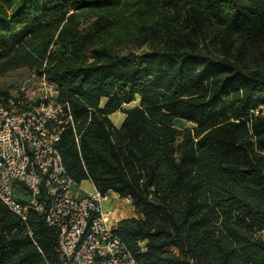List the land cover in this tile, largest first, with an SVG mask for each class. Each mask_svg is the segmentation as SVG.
Here are the masks:
<instances>
[{"label":"trees","instance_id":"16d2710c","mask_svg":"<svg viewBox=\"0 0 264 264\" xmlns=\"http://www.w3.org/2000/svg\"><path fill=\"white\" fill-rule=\"evenodd\" d=\"M20 70L71 108L68 175L131 199L140 264H264V0H0V78ZM0 264H63L43 213L0 202Z\"/></svg>","mask_w":264,"mask_h":264},{"label":"built area","instance_id":"2783aa9c","mask_svg":"<svg viewBox=\"0 0 264 264\" xmlns=\"http://www.w3.org/2000/svg\"><path fill=\"white\" fill-rule=\"evenodd\" d=\"M250 113L264 117V103ZM68 128L75 133L71 108L58 101L57 86L45 76L32 74L0 94V202L24 224L30 210L43 213L57 233L63 264H140L116 234L106 197L68 175L57 149Z\"/></svg>","mask_w":264,"mask_h":264},{"label":"rangeland","instance_id":"374dc122","mask_svg":"<svg viewBox=\"0 0 264 264\" xmlns=\"http://www.w3.org/2000/svg\"><path fill=\"white\" fill-rule=\"evenodd\" d=\"M91 21H93V19H87L86 21H83V23L81 24V27L87 28V26L89 25ZM136 48H137V45L135 43H132V44L128 43V44H123L122 47L118 48L117 50L121 53H134L135 54L142 50H146L149 47L147 44V45H144L141 49H136ZM31 75L32 74L28 72L27 70H20L17 72L7 74L6 76L0 78V88L11 87L10 90H13L14 89L13 86L20 84V83L22 84L25 80L30 78ZM135 103L131 104L130 106H133ZM122 119H123V115L121 113H116V115L113 117V120L117 124L118 127L120 126ZM175 126L177 129L180 130V133H182L183 129L192 127L190 124L181 122V121L176 122ZM181 140L182 138L181 136H179L176 144L178 145L181 142ZM81 186L88 191L92 190V187L87 182H83ZM105 197H106V200L103 204V207L107 209L109 207L116 209V213L114 214L115 219L116 217H118V219L120 220L130 218L129 216H131L132 214H135L133 207L131 205L130 198H125L124 201L123 200L120 201V198L115 197L113 193H108ZM261 238L264 239V232L261 233Z\"/></svg>","mask_w":264,"mask_h":264},{"label":"crops","instance_id":"0c3cea01","mask_svg":"<svg viewBox=\"0 0 264 264\" xmlns=\"http://www.w3.org/2000/svg\"><path fill=\"white\" fill-rule=\"evenodd\" d=\"M116 114H114L113 116H111L110 118L112 119V121H113V123L117 126V124L114 122V120H113V117L115 116ZM123 120V119H122ZM122 120H121V122H122ZM118 127V126H117ZM85 182H87V181H85ZM83 183V182H82ZM88 183V182H87ZM89 184V183H88ZM114 194V193H113ZM114 196L115 197H117V198H119L116 194H114ZM124 201L125 199H123V198H120V201ZM112 208V207H111ZM114 211H115V213H116V209H114ZM130 218H137V215H135V214H132L131 216H129ZM116 221L117 222H119L120 221V219H118V217H116Z\"/></svg>","mask_w":264,"mask_h":264}]
</instances>
